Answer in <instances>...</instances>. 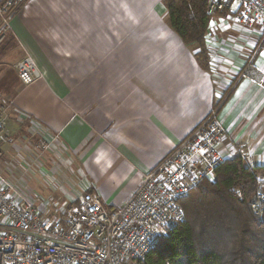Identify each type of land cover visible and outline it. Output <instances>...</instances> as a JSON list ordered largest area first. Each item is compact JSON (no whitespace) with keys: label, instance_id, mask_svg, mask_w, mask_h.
I'll use <instances>...</instances> for the list:
<instances>
[{"label":"crops","instance_id":"crops-1","mask_svg":"<svg viewBox=\"0 0 264 264\" xmlns=\"http://www.w3.org/2000/svg\"><path fill=\"white\" fill-rule=\"evenodd\" d=\"M8 12L11 42L0 68L13 58L16 68L29 53L43 78L24 85L17 69L7 79L0 70L13 138L0 137V171L51 174L45 190H35L37 205L44 194L62 206L88 190L118 208L217 108L229 135L223 147L236 145L248 165H264V52L253 58L259 34L230 13L210 22L206 70L197 47L171 28L164 0H17ZM39 130L58 136L56 150H37Z\"/></svg>","mask_w":264,"mask_h":264},{"label":"built area","instance_id":"built-area-1","mask_svg":"<svg viewBox=\"0 0 264 264\" xmlns=\"http://www.w3.org/2000/svg\"><path fill=\"white\" fill-rule=\"evenodd\" d=\"M17 0L0 4V40L12 31L9 9ZM207 13H230L242 27L257 31L259 40L253 58L264 52V0H207ZM249 62L247 69L251 66ZM24 85L43 73L29 53L17 63ZM246 76V72L242 73ZM213 110L189 135L150 171L126 201L109 210L100 196L84 190L48 217L22 185L0 171V264H142L161 237L185 221L182 201L203 180L214 181L224 161L243 156L242 149L223 147L228 132ZM9 107L0 102V137L7 135ZM37 128V127H36ZM38 151H54L57 135L39 130ZM236 153V156H235ZM51 179V174L41 171ZM263 188L252 203L257 215L264 211V173L258 176Z\"/></svg>","mask_w":264,"mask_h":264},{"label":"trees","instance_id":"trees-1","mask_svg":"<svg viewBox=\"0 0 264 264\" xmlns=\"http://www.w3.org/2000/svg\"><path fill=\"white\" fill-rule=\"evenodd\" d=\"M164 2L171 28L197 47L199 65L209 70L207 0ZM261 173L264 165H248L242 156L224 161L214 181L203 180L182 201L185 221L161 237L142 264H264V211L252 208L263 188Z\"/></svg>","mask_w":264,"mask_h":264},{"label":"rangeland","instance_id":"rangeland-1","mask_svg":"<svg viewBox=\"0 0 264 264\" xmlns=\"http://www.w3.org/2000/svg\"><path fill=\"white\" fill-rule=\"evenodd\" d=\"M16 6V5H15ZM213 18L216 17L214 16ZM207 37H208V33H207ZM213 36H211L212 38ZM11 38L10 33H6L4 39L0 40V54H2L3 51V47H5V49L8 47L6 45V43H10L11 41L9 40ZM10 41V42H9ZM209 49V52H212V49ZM1 56V55H0ZM18 56V55H17ZM1 59V58H0ZM14 59V58H13ZM11 59V60H13ZM211 59V57H210ZM10 59H7V63H4V65L2 64L1 67L6 70H8L9 72H6V79H7V74L10 75L11 74V70L16 71V68L14 67V65H11ZM18 60V59H17ZM131 64V63H130ZM0 68V70L2 69ZM10 69V70H9ZM126 69L121 70L120 71V76L124 77ZM14 75V73H12ZM11 74V75H12ZM10 75V77H11ZM15 77V75H14ZM12 78V77H11ZM101 95H99L100 97ZM84 94H83V106H84ZM17 142V140L15 141ZM10 144V143H9ZM18 144V143H17ZM2 172L6 171L4 173H7L6 176L11 178L13 181L17 182L20 186L22 185L23 189L25 192L29 193L31 196H33V198H35L37 200V197L35 196V190H42L44 191L45 189L43 188V186L45 185L44 183H42L41 181H47V178L41 175V171L44 169H18V167H15L14 169H1ZM54 186V185H53ZM38 202H42V209H44V211L46 212V216L51 217V216H55L56 213L59 212V210H61V206L56 205V202H63L61 200L59 201H55L54 199H51L50 197H48V195H41L40 199H38ZM64 203V202H63Z\"/></svg>","mask_w":264,"mask_h":264}]
</instances>
